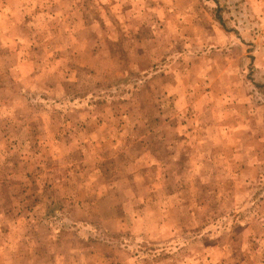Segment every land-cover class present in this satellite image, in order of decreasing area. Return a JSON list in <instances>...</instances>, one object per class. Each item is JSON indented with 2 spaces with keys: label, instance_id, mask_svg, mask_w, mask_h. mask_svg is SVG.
I'll list each match as a JSON object with an SVG mask.
<instances>
[{
  "label": "rangeland",
  "instance_id": "1",
  "mask_svg": "<svg viewBox=\"0 0 264 264\" xmlns=\"http://www.w3.org/2000/svg\"><path fill=\"white\" fill-rule=\"evenodd\" d=\"M0 264H264V0H0Z\"/></svg>",
  "mask_w": 264,
  "mask_h": 264
},
{
  "label": "crops",
  "instance_id": "2",
  "mask_svg": "<svg viewBox=\"0 0 264 264\" xmlns=\"http://www.w3.org/2000/svg\"><path fill=\"white\" fill-rule=\"evenodd\" d=\"M262 4V3H261Z\"/></svg>",
  "mask_w": 264,
  "mask_h": 264
}]
</instances>
